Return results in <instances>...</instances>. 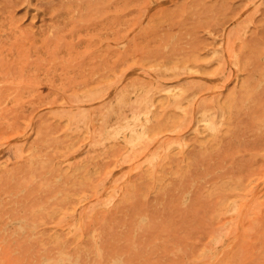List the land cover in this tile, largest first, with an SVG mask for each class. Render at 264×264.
Listing matches in <instances>:
<instances>
[{"label":"rangeland","instance_id":"obj_1","mask_svg":"<svg viewBox=\"0 0 264 264\" xmlns=\"http://www.w3.org/2000/svg\"><path fill=\"white\" fill-rule=\"evenodd\" d=\"M0 68V264H264V0H0ZM129 78L173 119L137 149Z\"/></svg>","mask_w":264,"mask_h":264},{"label":"bare ground","instance_id":"obj_2","mask_svg":"<svg viewBox=\"0 0 264 264\" xmlns=\"http://www.w3.org/2000/svg\"><path fill=\"white\" fill-rule=\"evenodd\" d=\"M122 24H123V22H122ZM127 24L129 25V23L126 22V25ZM126 25H125V27H126ZM112 29L114 30V28H112ZM113 33L114 32H112V34H110L111 37L115 36V38H116L118 35H116V34L113 35ZM115 38L113 40V43H116V44L119 42L121 43V41H123V43L126 41V40L124 41V39H118V38L115 39ZM0 71H1V68H0ZM2 71H4V70H2ZM136 79L129 78L124 86L120 85L122 87V89L115 94V96L111 102L109 101V105H107L108 107L106 109H104L103 112H101L102 113L101 115H99L98 117H95L97 122L102 121V123H103V126H102L103 134H102V138H100V139H102V141L104 142L105 145H108V144H106L107 141H108V143H110L109 141H111V143H112L113 141L115 142L117 140V141H121L122 144L124 143V145H127L128 146L127 149L134 148L142 142H146L148 140L151 141V137L153 136L154 130L156 128H159V127L161 128V126L168 125L171 123L170 121L173 120V119H171L170 121L166 122V119H168V118H166L164 116H163L164 118L161 116H155V108L154 107L156 105V101L158 100L157 93L159 92V88L156 86H153V85H148V84L146 85V83H144L138 79L136 80ZM140 79L142 80V78H140ZM186 89L182 88V89L167 90V93H168L167 99L169 100V105H173L175 107L176 106L180 107L182 104V101H183L182 98L184 97L183 92ZM99 90L100 89H98V88L91 89V91L84 93V96L87 98L88 101L93 100L98 95ZM104 90H106V89H104ZM14 92H16V91H14ZM184 94H185V92H184ZM15 95H16V93H15ZM102 97H103V95H102ZM188 97L189 96L186 97L187 100H188ZM186 99L184 98V100H186ZM191 101L189 100V102H191ZM15 102H17V99L15 100ZM98 105H99V103H98ZM188 105L189 104H187L186 106H188ZM203 107H201L202 112H201L200 117L198 118V121L204 122L205 128L208 131H213L216 127V121L213 117L214 113H209L207 111V109L203 108ZM99 113L100 112H97V115ZM167 114H169V113H167ZM214 116H216V115H214ZM86 117H87L86 113H82L81 115H79V117L77 119L78 126L88 124L89 116L87 117L88 118L87 121L85 119ZM175 118H176V116H175ZM150 121H153V122L157 121V122H156L155 126L153 125L151 127V126L147 125ZM183 123H184V121H183ZM88 126H89V124H88ZM86 127H87V125H86ZM97 131L98 130H96L95 134L97 133ZM215 131H216V129H215ZM92 132H93V130H92ZM98 134L99 133H97L95 135V137ZM98 137H99V135H98ZM100 139H98L99 142L101 141ZM102 141L100 143H103ZM95 142H96V143H94L95 145L93 144L94 147L92 145V147H93L92 149H94L96 144H98V141L96 139H95ZM111 143H110V145H111ZM145 144H147V143H145ZM124 145H123V147H121L120 145H118V146H120L122 149H124ZM112 147H108L109 150L112 149ZM139 147H141V146L139 145ZM141 148H143V146ZM113 149H114V147H113ZM136 149H137V147H136ZM138 150L140 151V149H138ZM127 151L128 150H126V151L124 150L123 154L125 155L126 158H125V161L122 160L123 163L126 162V160L129 161L131 158L130 157L129 159H127V157L129 156V154H128V156L125 154V152H127ZM113 152H115V151H113ZM131 152H133V151L131 150ZM137 153H138V151H137ZM132 154H134V153H132ZM134 156H136V155H134ZM122 158H124L123 155H122Z\"/></svg>","mask_w":264,"mask_h":264}]
</instances>
